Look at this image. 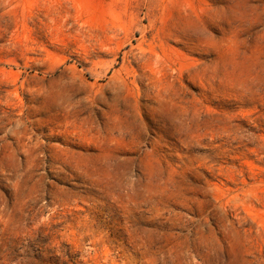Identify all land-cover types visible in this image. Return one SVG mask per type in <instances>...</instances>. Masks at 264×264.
<instances>
[{"label": "rangeland", "instance_id": "rangeland-1", "mask_svg": "<svg viewBox=\"0 0 264 264\" xmlns=\"http://www.w3.org/2000/svg\"><path fill=\"white\" fill-rule=\"evenodd\" d=\"M0 264H264V0H0Z\"/></svg>", "mask_w": 264, "mask_h": 264}]
</instances>
